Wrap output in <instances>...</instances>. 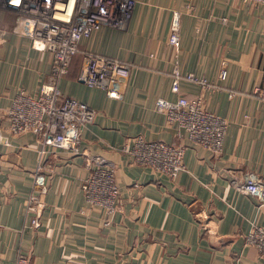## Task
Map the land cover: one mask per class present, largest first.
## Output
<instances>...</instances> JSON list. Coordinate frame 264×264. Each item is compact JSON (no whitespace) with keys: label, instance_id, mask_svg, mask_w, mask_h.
Returning <instances> with one entry per match:
<instances>
[{"label":"crops","instance_id":"crops-1","mask_svg":"<svg viewBox=\"0 0 264 264\" xmlns=\"http://www.w3.org/2000/svg\"><path fill=\"white\" fill-rule=\"evenodd\" d=\"M175 13L178 43L170 41ZM11 24L0 11V264H16L22 253L29 264H264L246 241L264 226V206L241 188L247 171L264 179V3L137 0L126 28L99 24L59 83L95 109L82 129V152L51 143L44 156L38 134L8 130L7 109L20 89L34 95L52 80L53 53L34 48ZM87 50L130 65L121 98L81 80ZM176 68L211 82L183 79L181 87L227 120L222 152L191 140L157 108L159 97L179 96L171 89ZM137 135L185 145L186 170L174 179L136 163L123 145ZM88 157L116 169L121 202L114 213L86 200ZM39 162L49 190L35 226L28 199Z\"/></svg>","mask_w":264,"mask_h":264},{"label":"built area","instance_id":"built-area-1","mask_svg":"<svg viewBox=\"0 0 264 264\" xmlns=\"http://www.w3.org/2000/svg\"><path fill=\"white\" fill-rule=\"evenodd\" d=\"M264 3V0H246ZM137 0H0V11L14 10L16 19L12 30L28 37L38 50L53 53L52 80L42 82L36 94L20 89L7 109L8 130L13 134L32 131L40 136L42 156L46 145L53 143L59 150L82 152V129L93 121L95 109L86 102L65 95L60 80L67 75L74 56L79 52L80 41L92 34L99 24L126 28L133 16ZM179 13H175L171 25L170 41L180 40ZM130 65L118 58L91 50L84 51L81 58L80 78L89 85L104 89L111 97L123 96V84L130 76ZM223 68L219 76H226ZM187 79L210 87L211 82L194 72L174 69L171 89L178 93L176 100L159 97L157 108L167 118L177 121L187 136L205 147L220 153L228 127L227 120L206 106L205 98L198 94L188 96L182 91L181 81ZM123 150L136 163L166 173L172 178L186 170V146L163 139L150 140L142 135L132 137ZM89 172L82 185L87 202L100 205L108 213L119 209L120 184L116 169L104 160L88 157ZM34 191L28 199V208L33 213L32 224H40L42 198L49 190L45 166H36ZM241 188L256 197L258 205L264 206V179L255 171H247ZM246 241L258 247L264 254V226L259 225L247 233ZM30 255L20 254L16 264H29Z\"/></svg>","mask_w":264,"mask_h":264},{"label":"trees","instance_id":"trees-1","mask_svg":"<svg viewBox=\"0 0 264 264\" xmlns=\"http://www.w3.org/2000/svg\"><path fill=\"white\" fill-rule=\"evenodd\" d=\"M6 12H7V17H8V19H10L12 21L11 25L13 26L15 19H16V12L14 10H8Z\"/></svg>","mask_w":264,"mask_h":264},{"label":"rangeland","instance_id":"rangeland-1","mask_svg":"<svg viewBox=\"0 0 264 264\" xmlns=\"http://www.w3.org/2000/svg\"><path fill=\"white\" fill-rule=\"evenodd\" d=\"M12 27H13V26H12ZM77 54H78V53H77ZM77 54L74 56V58H75L76 56H78ZM74 58H73V61H74ZM81 58H82V56H81ZM73 61H72V63H73Z\"/></svg>","mask_w":264,"mask_h":264}]
</instances>
